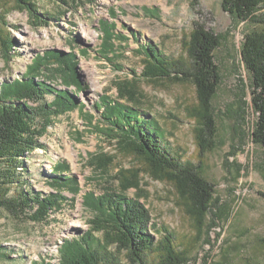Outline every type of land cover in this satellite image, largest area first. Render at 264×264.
Listing matches in <instances>:
<instances>
[{
    "label": "rangeland",
    "instance_id": "1",
    "mask_svg": "<svg viewBox=\"0 0 264 264\" xmlns=\"http://www.w3.org/2000/svg\"><path fill=\"white\" fill-rule=\"evenodd\" d=\"M32 4L34 14L16 0H0V37L12 42L4 47L0 41V84L22 77L40 54L73 50L84 89L77 92L71 87L70 91L77 93L86 109L56 119L40 139L42 149L26 157L24 171L3 165L8 175L15 176L12 183L3 181L0 199L17 196L24 186L35 193H51L49 177L60 164L69 166L81 192L74 196L66 190L68 202L41 223L0 209V264H58L62 241L91 228L92 215L83 196L105 190L146 205L155 244L162 238L157 226L173 235L185 264H264V154L252 138L258 114L251 102L253 80L241 54L245 37L263 31L264 24L233 18L224 12L221 0H35ZM144 7L158 9L159 18L145 16ZM263 13L264 9L259 15ZM103 21L116 25L127 38L117 42L113 62L97 53ZM196 24L221 38L214 56L222 80L211 104L217 133L207 153L199 145L201 106L194 85L143 79V57L136 52L140 44H153L168 57L187 61L185 47ZM83 28L92 32L90 39L83 36ZM83 49L87 54L80 53ZM84 65L94 70L90 80ZM92 77L98 80L96 87ZM103 96L122 99L154 117L171 152L199 167L214 186L211 213L202 222L189 214L187 203L170 182L97 132L96 105ZM96 155L103 156L106 172L100 169L103 162L91 164ZM98 236L105 238L103 232ZM111 250L119 264H134L127 251L115 246ZM143 264H158L157 256L148 255Z\"/></svg>",
    "mask_w": 264,
    "mask_h": 264
},
{
    "label": "trees",
    "instance_id": "2",
    "mask_svg": "<svg viewBox=\"0 0 264 264\" xmlns=\"http://www.w3.org/2000/svg\"><path fill=\"white\" fill-rule=\"evenodd\" d=\"M16 2L33 14L36 12L32 4L35 0ZM221 2L224 12L233 18L242 22L257 20L264 24V13L259 15L264 9V0ZM142 12L147 17L159 18L158 9L144 7ZM100 30L103 37L97 53L113 62L112 59L118 55L117 42L122 44L127 38L116 25L108 22H101ZM1 40L4 47L12 46L10 40L0 37ZM220 44V36L204 25L196 24L185 47L187 61L168 57L153 44H140L136 50L143 57V79L191 83L196 88L201 106L202 124L198 132L202 153L211 149V140L217 133L211 104L222 80L214 56ZM80 53L87 54V51L83 49ZM241 54L253 80L251 102L258 114L252 138L262 147L264 154V30L245 37ZM78 67L79 59L73 50L68 54L47 51L33 60L22 77L0 84V189L6 184L4 180L12 183L10 180L15 176L8 175L9 171L3 165L11 164L12 168L24 171L26 157L36 149H42L40 139L53 127L55 120L86 109L77 93L70 91L71 87H75L77 92L84 89ZM48 97L53 100L48 101ZM96 108L100 112L98 125L94 127L97 132L143 159L151 173L170 182L187 203L193 218L202 222L211 213L214 186L203 177L199 167L179 160L171 152L170 145L165 142V132L154 117L143 115L139 108L109 96H103ZM103 159L101 155L93 156L91 164L96 165ZM101 166V171L106 172L107 164L103 162ZM70 173L68 165H57L49 177L51 193H35L24 186L25 189L17 196L0 199V209L17 218L26 216L36 223L44 222L68 202L64 196L66 190L74 196L80 194L79 183ZM83 202L92 215L89 221L91 228L78 237L62 241L58 247V264H119L112 246L119 251H127L134 264H143L150 254L157 256L158 264H185L184 254L175 247L173 235L157 226L155 230L162 234V238L155 244L149 233L153 226L151 214L139 199L105 190L101 195L94 192L85 194ZM28 213L32 214L29 216ZM101 232L105 238L98 236Z\"/></svg>",
    "mask_w": 264,
    "mask_h": 264
},
{
    "label": "bare ground",
    "instance_id": "3",
    "mask_svg": "<svg viewBox=\"0 0 264 264\" xmlns=\"http://www.w3.org/2000/svg\"><path fill=\"white\" fill-rule=\"evenodd\" d=\"M92 31V30H91ZM82 34H83V36L84 37H86V38H89L90 39V35L92 34V32H91V34H90V30L89 29H87V28H83L82 29ZM91 66V65H90ZM89 65H84V72L86 73V75H87V78L89 79V77L90 76H93V74H94V70H93V68H91ZM96 77V76H95ZM90 80V79H89ZM91 80H92V82L94 83V85H95V87L97 86L96 85V83H97V81L95 80V78L94 77H92L91 78Z\"/></svg>",
    "mask_w": 264,
    "mask_h": 264
}]
</instances>
